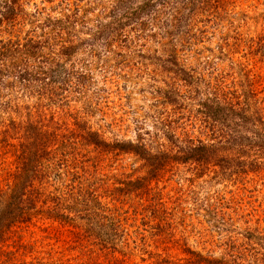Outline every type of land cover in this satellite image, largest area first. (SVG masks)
<instances>
[{"label":"rangeland","instance_id":"1","mask_svg":"<svg viewBox=\"0 0 264 264\" xmlns=\"http://www.w3.org/2000/svg\"><path fill=\"white\" fill-rule=\"evenodd\" d=\"M48 19L61 22L54 26ZM30 37L33 45L50 40L55 45L42 46L35 55L30 48L19 55L7 52L0 74L1 131L9 125L8 133L16 136L10 119L36 120L41 113L64 122L58 131H75L74 153L103 179L99 193L119 208L120 224L96 225L86 233L40 215L29 217L6 236L0 264H205L197 254L225 257L229 232L237 237L248 228L264 235V169L247 177H209L197 176L193 165L175 164L149 181L146 194L140 186L112 193L107 189L145 176L144 161L109 146L84 145L81 126L68 116L77 113L79 123L86 121L114 143L133 139L136 123L152 132V117L177 106L178 130L205 140L206 130L196 119L202 86L197 96H186L182 79L193 70L202 82L209 72L220 73L264 117V0H0V46ZM62 43L70 45L69 57L45 65H60L51 77L57 95L46 101L35 71L39 58H52L50 52H59ZM21 62L29 66L26 86L13 66ZM11 143L18 148V138L7 142L0 134L2 190L13 183L18 164ZM219 196L224 218L213 220L206 208Z\"/></svg>","mask_w":264,"mask_h":264},{"label":"trees","instance_id":"2","mask_svg":"<svg viewBox=\"0 0 264 264\" xmlns=\"http://www.w3.org/2000/svg\"><path fill=\"white\" fill-rule=\"evenodd\" d=\"M48 22L54 23L55 26L61 21L48 19ZM57 37L62 39L58 33ZM32 40L30 37L22 44L17 39L0 46V74L4 70L9 52L11 55H19L20 52L36 49L35 55L42 46L55 45L51 40L46 44L40 45L36 42L33 45ZM69 46L62 43L59 52H50L53 54L52 58H39L42 60L37 65L39 69L35 71V76L44 83V90L38 93L46 98V101L57 95V87L51 77L60 65L56 62V69L45 65L52 64L54 59L56 61L65 55L69 57L70 52L66 50ZM13 66L14 70L18 68L19 83L28 80L30 72L27 63L21 62L18 67ZM194 73L193 70L183 72L182 79L188 86L186 96H197L203 89L204 96L198 101L199 118L196 119L201 121L203 129L206 130L205 140L184 133L183 128L181 132L178 130L181 118L178 115L180 107L177 106L173 111L157 112V115L152 117V132L146 131L141 124L136 123L133 139L114 143H107L86 121L79 123L77 113L68 114L74 118L77 127L81 126L83 136L79 134V139L82 138L84 145H93L97 149L109 146L111 150L132 153L144 161L145 176L135 180L128 179L122 187L107 190L113 193L120 188L135 190L134 188L140 186L144 188L140 193L146 194L149 181L154 177H161L167 167L175 164L193 165L197 176L209 174V177H247L249 173L255 175L264 169V117L252 107L249 97L244 93L242 94L247 103L243 102L237 88L228 83L220 73L209 72L207 81L203 79V82L200 77L194 78ZM35 76L33 78H36ZM22 84L26 86V83ZM177 95L175 102L177 97L180 99V94ZM41 115L42 117L36 120L28 118L26 121L16 122L10 119L7 123L11 125L16 136L8 133L11 130L9 125L1 131L0 122V134L5 141H17L18 138V148L16 143L11 144L18 150L19 155L13 183L9 184L6 190L0 188V255L4 253L2 245L11 229L18 227L19 223H24L29 217L40 215L52 222L68 225L86 233H90V229L96 225L113 223L118 227L120 224L119 208L110 204L111 201H103L102 198L107 195L99 193L101 185L97 183L103 179L92 175L86 164L87 160L78 159L74 153V146L79 144L78 140H74L77 137L74 135L75 131L61 134L58 130L63 128L64 122L58 124L53 114H50L49 118H45L43 113ZM59 147L72 150L68 153L60 152ZM62 177H65L62 181H52ZM219 199H222L221 196L216 198V204L207 205L206 217L213 220L224 218V215H219V207L223 206ZM240 237L243 241H235ZM227 238L231 240L223 243L226 246L223 251L225 257L206 259L198 253L197 260L205 264H264V246L260 243L264 241V235L254 234L247 228L237 237L229 232Z\"/></svg>","mask_w":264,"mask_h":264}]
</instances>
